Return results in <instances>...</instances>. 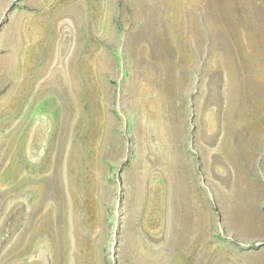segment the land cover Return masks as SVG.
I'll use <instances>...</instances> for the list:
<instances>
[{
    "label": "rangeland",
    "instance_id": "rangeland-1",
    "mask_svg": "<svg viewBox=\"0 0 264 264\" xmlns=\"http://www.w3.org/2000/svg\"><path fill=\"white\" fill-rule=\"evenodd\" d=\"M0 264H264V0H0Z\"/></svg>",
    "mask_w": 264,
    "mask_h": 264
}]
</instances>
